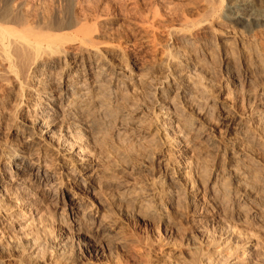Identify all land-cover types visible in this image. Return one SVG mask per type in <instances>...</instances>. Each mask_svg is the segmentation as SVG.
I'll return each instance as SVG.
<instances>
[{"label":"rangeland","instance_id":"rangeland-1","mask_svg":"<svg viewBox=\"0 0 264 264\" xmlns=\"http://www.w3.org/2000/svg\"><path fill=\"white\" fill-rule=\"evenodd\" d=\"M220 1L14 0L12 2V0H0V9L9 7L19 14L18 7H20V14L21 12L22 14L26 13L27 22L30 26L36 28L42 26L44 22L48 25L58 24L64 21V18L67 20V17L74 16L75 13V15H87V13L91 15L92 13L90 18L92 19L95 16L96 21L95 26L93 25L95 28H93V32L95 33L92 34L97 42L98 54H102L105 59L115 64L114 71L123 72V74H119V79L122 82H119L120 87L118 89L112 86L111 83L106 82L108 85L106 92L109 93L111 89L116 91L114 98L111 92L105 94L104 100L109 105L108 110L113 112V109L116 110L120 106L130 110L139 106L147 111V115L144 116L145 119L142 121L143 126L140 128V139L136 142V144L140 142V150L143 153L145 151V153L143 158L137 159V161H140H135L136 164L138 163L137 167L140 165L141 171H138L137 179L131 184L130 190L133 192L135 190L141 191L144 188L145 180L150 177L155 179L159 176V172H163L155 166V159L162 156L170 159L169 163L175 174L183 170L186 172L184 177H187L186 186H188L178 189L175 193V199L178 201L176 202L177 205L176 203L175 205L172 203V205L171 203L168 204L169 202L166 200V181L165 179L162 182L160 180V185L164 191L163 194H160L164 199L161 198V202L165 201L162 202V206L165 215L169 219L166 225L161 224L157 220L158 218L153 220L139 219L133 206L127 202L129 198H126L132 197L133 192H130L132 195L128 194L129 196H126V193H122L120 190L122 196L120 193L116 194L114 190L100 194L98 201L103 202L105 214L108 215L110 221L114 222V232L116 233L113 234L115 240L112 239V244L107 245V248L105 247L101 254L94 257L89 252L81 249V247L87 246L86 242H83L84 239L77 233V230L75 231L69 226L70 219L64 214L65 211L61 214L62 205H59L54 199L52 200L53 195H42L40 197L34 194L33 196L27 186L23 187L20 184L21 181H19L18 176L13 174L4 175L7 181H2L3 186L0 187V221L2 220L0 222V240L4 238L8 240L16 235L19 236L20 234L17 231L19 225L21 232H31L41 241L44 238V242L42 241L44 247L49 249L46 253L49 251L53 253L52 246L56 243H64L67 251H65L66 256L77 255L82 260L86 258L91 261L94 259L97 264H137L141 263L140 260L138 262L137 260L144 259L145 256H147L146 259L149 258L150 264H232L236 259L239 262L238 264H264V220L261 221L257 218L258 222L263 223L261 225L250 219L247 206L245 208L242 202L230 201L231 196H228L225 201L227 202L226 207L223 205L226 217L209 215L206 218L204 217L201 223L197 225L191 223L193 219L191 210L194 206L189 203L192 197H189L188 191H190L191 186H193L192 189L195 186L202 188L205 185L207 186L211 178L214 180L215 177L224 184L228 183L230 178H227L229 173L225 171L226 158L220 156L219 151L206 143H203L200 147L196 146V143H192L197 147L192 149L189 146L190 144L185 146L182 143H168L165 140L166 134L169 136V134L172 135L176 132H174L175 128L171 125V120L161 114L163 106L172 104L174 109L180 106L187 119L198 118L199 122L204 120V124L208 122L212 127L221 128L223 132L226 127L224 125L218 126L216 123L218 116H216V110L214 111L215 108L211 105L213 101L222 102L230 107L231 102L236 97H243L241 96L243 87L239 83L241 82L239 78H241L244 69L249 70L254 76L255 82L259 83L258 85L264 84V72L258 68L259 62L264 61V31L253 30L250 24L241 22L228 27L213 23L215 28L213 33L211 32L203 37L199 35L196 39L198 41L195 42L196 47L194 46L196 50L184 47L182 42L177 39V34L171 31L172 26L182 19L183 16L181 19L179 18L181 13L185 15L184 17H188V20L204 19L207 18L208 13L209 15L212 14V10L216 7L215 3ZM232 1L222 0V9L225 10L226 6L230 5ZM13 3L19 6L16 7ZM256 8L258 9L257 13L263 14L264 0H261ZM85 11L86 13H84ZM154 13H157V16ZM96 14L98 17H96ZM209 15L207 21L210 20ZM44 18L46 19L44 20ZM178 19L180 20L177 21ZM220 28H225L224 31L228 30L224 32ZM69 47H66L63 56L59 58V62L53 66L52 81L54 82L59 77L63 78L65 71L71 67L69 64L65 65V62H72L70 59L73 46ZM256 54L259 56L257 57ZM227 60L230 65L225 68L224 63ZM2 69L3 66L0 64V70ZM180 70H183L184 75L178 74V76L172 78L173 73L175 75ZM230 71L231 73H229ZM34 72L39 73L37 70ZM34 72L28 74H35ZM0 74V143L8 145L10 141L9 143H12L13 146L20 144L21 141L13 138V120L15 121L18 118L21 108L25 109L29 105L35 107V103L33 104V101L25 99L20 107H15L17 102L14 101L15 98H6L5 93L3 94L4 91L1 90L4 79L10 77H7L9 75L6 76L2 71H0ZM24 74V78L27 77L28 74L26 72ZM105 78H108V76ZM28 79L23 80L28 83ZM207 85L211 87L208 89L204 87ZM167 89L170 90L167 91ZM160 91L165 94L163 97H161ZM117 95H120V97H117ZM247 106L254 108L251 103H247ZM237 107L239 110L240 107ZM1 109L3 110L1 111ZM6 109L9 110L11 115L6 113ZM125 112L126 114L130 113L129 111ZM255 115L264 118V115L257 111H255ZM58 119L60 120V116ZM58 124L59 122L53 126L55 134L52 133V141H56L60 135V133L57 134ZM105 127L97 133L98 135L95 134L96 137H83L79 140L83 146L80 154L85 155L84 161L101 164L106 156L111 154L109 151H114L116 146H125L126 139L123 135L117 133L114 124ZM153 133H155L156 140L151 143L148 138ZM23 136L26 138L27 134ZM143 136L144 138H142ZM4 141L5 143H3ZM222 143H224L223 139ZM126 145L134 148L133 142ZM177 146L179 149H177ZM183 152H185V155ZM262 155L264 157V153H261ZM0 161L4 162L1 158ZM60 162H62L60 156L52 152L47 155L42 163H48L56 175ZM2 163H0V175L4 173L3 169L5 168ZM43 167L44 165H42ZM148 167H152L153 175L148 176L146 174L145 169ZM143 173H145V176L147 175L146 178ZM257 173L259 175L254 171L249 174L250 176L252 174L259 176L264 184V165L263 167L258 166ZM57 176L62 175L57 174ZM50 181H55L53 182L55 184L56 177H51ZM59 190L60 188L57 187V191ZM230 190H232L231 187ZM95 202L97 201L95 200ZM79 213H81L80 210ZM19 218L20 220H18ZM77 235L79 236L77 237ZM65 238L68 240L65 241ZM47 240H49L50 245ZM52 240L56 243L53 242V244ZM61 240H64V242H61ZM70 242L74 244L75 248ZM77 245L80 246L78 249H76ZM145 250L146 252H144ZM140 252L145 254L143 258H140V255H142ZM80 253L82 254L80 255Z\"/></svg>","mask_w":264,"mask_h":264},{"label":"bare ground","instance_id":"bare-ground-1","mask_svg":"<svg viewBox=\"0 0 264 264\" xmlns=\"http://www.w3.org/2000/svg\"><path fill=\"white\" fill-rule=\"evenodd\" d=\"M260 1L233 0L223 10L221 0L215 3L216 7L212 10V14L210 13L211 18L208 13L209 21H207L208 15L207 18H198V20L192 21L181 13V16L178 17L181 19L183 16L182 19L177 20H180V22L175 23L171 31L177 34V39L182 42L184 47L191 49H195V42L199 35L203 37L206 34L213 33L215 30L213 23L228 27L241 22L250 24L253 30L264 31V12L263 14L257 13L258 9L256 8ZM14 5L12 6L14 7ZM18 8L20 9V7ZM19 9V14L9 7L0 9V64L3 66L0 71L10 77L4 79L3 83L1 82L3 84L1 90L4 91L3 94L5 93L6 98H15L14 101H17L15 107H20L25 99L33 101L35 107L29 105L25 109L21 108L18 118L15 121L13 120L14 133L12 135L14 139L21 140L20 144L12 146V143H9L10 141L8 145L5 141L3 142L5 144L0 143V158L4 160L3 163L2 161L0 163L5 166L4 173L0 175V187L3 186L2 181H7L4 175L13 174L18 176L19 181H21L20 184L23 187L27 186L33 196L34 194L40 197L42 195H53L52 200L54 199L59 205H62L61 214L65 211L64 214L70 219L69 226L75 231L77 230V233L83 237V242H86L84 243L87 246H83L81 249L95 257L101 254L107 245L112 244V239L115 236L113 234L116 233L114 232V222L108 219V215L105 214V206L102 204L103 202L98 201V198L100 194L102 195L108 191L112 192V190L116 194L120 191L125 192L126 196L133 192L130 190L131 184L137 179L136 175L141 169L139 168L140 165L139 167L136 166L138 163L136 164L135 161L141 157L143 158L145 153V151L143 153L140 150V142L138 144L136 142L140 139V128L143 126L142 121L145 119L144 116L147 115V111L139 106L130 110L121 108V106L116 110L113 109V112L108 110L109 105L104 100L105 94L111 92L114 98L116 91L111 89L109 93L106 92L108 86L106 82L111 83L112 86L118 89L121 81L119 74H123V72L114 71L115 64L105 59L102 54H98L97 42L94 39L95 36H93L96 21L95 16L92 19L90 18L92 13L91 15L87 13L89 17L84 14L75 15V13L74 16L67 17V20L64 18V21L58 24L48 25L44 22L42 26L39 25L40 27L36 28L30 26L25 17L26 13L22 14L21 12L20 14ZM154 15L157 16V13H154ZM62 16L61 18H63ZM223 29L225 30V28ZM69 46H73L70 59L72 62H65V65L69 64L71 67L65 71L63 78L59 77L54 82L52 81L53 66L59 62L60 56H63L64 50ZM202 52L205 54L203 50ZM256 56L259 55L256 54ZM260 57L262 56L260 55ZM64 60L66 61L65 58ZM224 65L225 68L230 65L228 60ZM258 68L264 72V61L259 62ZM35 70L39 73L34 72ZM24 72L27 74L34 72L35 74L26 75L28 79L27 77L24 78ZM178 74L184 75L183 70L178 71L175 75L173 73L172 78L178 76ZM106 76L108 78H105ZM23 79H28V83ZM239 79H241L239 83L243 87L242 95L241 93L240 95L243 97L238 94L241 98L236 97L231 102L236 108L232 104L229 107L215 100L211 104L215 108L214 111L216 110V116H218L216 123L218 126L224 125L226 127L223 132L221 128L212 127L208 122L204 124L203 119V122H199L198 118L187 119L180 106L175 107L176 109L173 108L172 104L162 107L161 114L171 120V125L175 128L173 130L176 132L172 135L169 134V136L166 134L165 140L168 143L178 142L185 146L190 144L189 146L192 149L206 143L219 151L220 156L226 158L225 171L229 173L227 178H230L228 183L224 184L215 177L214 180L212 178L210 180L212 184L209 183L203 188L195 186L193 189V186H191L190 191L187 190L189 197H192L189 203L194 206L191 210L193 219L190 218V220L195 225L201 223L202 219L209 215L224 217L226 214L223 211V205L226 207L227 202L225 201L228 196H231L230 201H239L242 202L245 208L247 206L250 219L259 224L261 222H258V219L264 220V184L262 178L254 174L250 176L249 174L253 171L258 174V166L263 167L264 165V157L261 156V153H264V118L255 115V111L264 115V84L258 85L259 83L255 82L254 76L247 69H244ZM235 86L237 85L235 84ZM204 87L208 89L211 86ZM169 90L167 89V91ZM160 95L163 97L165 94L161 93ZM118 96L120 97V95ZM247 103H251L254 108L247 106ZM237 106L240 107V111ZM125 111L130 113L126 114ZM6 113H9V110ZM59 116L60 120L58 119ZM57 122H59L57 134L60 133V135L58 139L55 138L56 141H52L53 126ZM109 124H114L117 133L123 135L126 139L125 146H116L114 151H109L111 154L107 155L101 164L84 161L85 155L80 154L83 146L79 140L83 137H96L95 134L101 132ZM24 134H27L26 138L23 136ZM154 134L148 138L151 143L156 140ZM222 139L224 143H222ZM131 142H133L134 148L126 145ZM192 143H196V146ZM52 152L59 155L62 161L59 163L56 175L48 163H42L47 155ZM169 162L170 159L165 156L156 158L155 166L163 172H159V176L155 179L147 177L148 179L145 180V183L143 182L144 188L140 189L141 191L135 190L132 197L129 195V197H126L129 198V201L126 199L125 201L133 206L139 219L153 220L158 218L157 220L163 225L169 222L162 206L163 201L161 202L163 196L160 195L164 193L160 185L163 179L167 184V188L164 190L166 191L165 196L169 202L168 204L173 203L175 205L178 202L175 199V193L183 186L188 187L186 186L187 177H184L186 172L183 170L175 174ZM42 165H44L43 168ZM145 170L148 176L154 173L152 167ZM57 174L62 176H57ZM143 174L145 176V173ZM53 176L56 177L55 184L60 188L59 191L53 183L55 181H50ZM230 187L232 190H230ZM120 195L122 196L121 193ZM79 210L81 213H79ZM10 225L12 226V224ZM17 228L19 236L16 235L8 240H5V238L0 240V264H97L94 259L93 261L89 259V261L86 258L82 260L77 255L66 256V246L64 247V243H56L54 240L57 238L51 241L56 243L55 245L52 244L54 247L51 245L53 253L50 251V253H46L49 249L44 247V238L42 242L31 232H21L19 225ZM67 240L65 238V241ZM61 242H64V240H61ZM72 245L75 248L73 243ZM78 245L76 249L80 247ZM77 251L79 252V250ZM141 254L140 258H143L145 254ZM146 257L138 259L137 262L140 260L141 263L137 264H150L149 258L146 259ZM238 263L237 259L232 262V264Z\"/></svg>","mask_w":264,"mask_h":264}]
</instances>
